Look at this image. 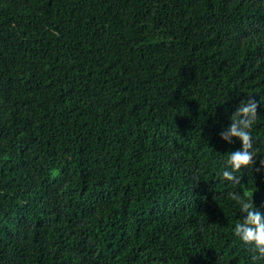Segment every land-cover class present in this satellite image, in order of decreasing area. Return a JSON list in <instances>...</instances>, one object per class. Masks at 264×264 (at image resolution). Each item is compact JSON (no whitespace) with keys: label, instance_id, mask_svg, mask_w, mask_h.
Masks as SVG:
<instances>
[{"label":"trees","instance_id":"1","mask_svg":"<svg viewBox=\"0 0 264 264\" xmlns=\"http://www.w3.org/2000/svg\"><path fill=\"white\" fill-rule=\"evenodd\" d=\"M260 156L264 0H0V264H264L232 234Z\"/></svg>","mask_w":264,"mask_h":264},{"label":"clouds","instance_id":"2","mask_svg":"<svg viewBox=\"0 0 264 264\" xmlns=\"http://www.w3.org/2000/svg\"><path fill=\"white\" fill-rule=\"evenodd\" d=\"M260 103L254 96L240 98L230 114L226 115L227 124L220 123L216 135L226 143H232L233 138L239 141V148L227 153L223 161L225 165L221 175L228 181L236 182L240 179L236 175L242 168H248L257 156V149L253 147L251 128L257 119V105ZM228 113L229 109L224 108ZM217 121H213L215 124ZM257 171L264 172V156H260ZM234 195V194H233ZM238 201L240 219L233 225L232 234L251 252L253 261L264 257V211L254 204L252 194L246 198L234 195Z\"/></svg>","mask_w":264,"mask_h":264}]
</instances>
